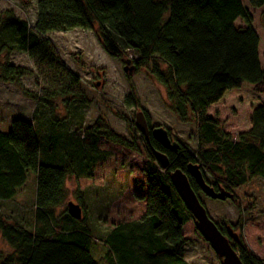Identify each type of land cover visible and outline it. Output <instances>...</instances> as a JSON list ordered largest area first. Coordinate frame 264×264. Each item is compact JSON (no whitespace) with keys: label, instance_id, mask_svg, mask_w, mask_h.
<instances>
[{"label":"trees","instance_id":"obj_1","mask_svg":"<svg viewBox=\"0 0 264 264\" xmlns=\"http://www.w3.org/2000/svg\"><path fill=\"white\" fill-rule=\"evenodd\" d=\"M248 2L264 9V0ZM36 7L33 27L12 10L0 15V81L15 85L36 102L31 114L38 113L39 120L33 115L30 120L18 117L10 131H0V202L14 197L29 171L36 176L33 227L13 222L0 211V239L10 247L8 252L0 249V264H188L183 229L194 218L170 173L175 169L187 173L190 164H198L205 180L207 176L213 179L212 183L206 180L210 185L233 194L253 177L264 178V104L253 109L250 129L235 137L222 128L217 116L207 114L229 90L246 86L264 94L260 36L252 14L243 0H38ZM238 19L243 25H237ZM76 28L94 31L109 56L130 55L136 71L152 65L151 72L167 89L178 120L193 119L195 150L181 142L175 151L166 149L152 135L128 139L102 115L83 126L84 115L79 117L78 106L73 112L69 109L73 98L67 97L79 77L57 58L44 38L49 32ZM15 52L26 54L48 71H66V87L46 96L27 90L22 79L35 72L13 64L10 56ZM59 91L67 97L68 113L60 119L51 101ZM127 104L138 105L132 97ZM102 137L135 152L142 151L141 143L148 157L144 165L148 178L146 192L133 193L136 200L145 201L144 214L114 226L102 237L106 253L99 263L91 254L94 237L84 216L83 199H77L82 207L80 219L71 217L64 205L67 178H90L103 160ZM154 151L166 153L167 168L161 167ZM189 180L197 193L199 186L190 176ZM60 207L64 208L58 212ZM217 226L227 235L228 225ZM241 229L239 220L234 230ZM230 243L243 264H264V257L248 250L242 234Z\"/></svg>","mask_w":264,"mask_h":264},{"label":"rangeland","instance_id":"obj_2","mask_svg":"<svg viewBox=\"0 0 264 264\" xmlns=\"http://www.w3.org/2000/svg\"><path fill=\"white\" fill-rule=\"evenodd\" d=\"M37 1L0 0V15L3 11L12 10L16 16L27 20L33 27L37 19ZM244 2L261 35L260 58L264 64V9L251 7L248 0ZM237 25H243V21L238 19ZM44 38L50 41L57 58L79 77L80 82L71 88L67 97L73 98L69 109L73 112L74 107L78 106L77 114L79 117L84 115V127L102 115L117 133L132 139L141 134L133 123L136 113L142 111L148 115L151 126H163L171 133L173 140L192 150L197 148L196 125L193 119L188 122L178 120L170 108L167 89L151 72L152 65L138 71L134 69L125 72V60L130 55L124 54L120 59L109 56L96 33L90 30L76 28L53 31L45 34ZM10 61L34 70V75L24 77L22 84L27 90L38 92L40 96L61 90L67 85L68 75L60 68L48 71L44 65H36L26 54L18 52L10 56ZM67 97H63L60 91L51 97L57 107L59 119L68 114L64 103ZM129 97L135 99L138 105L127 104ZM261 104H264V94L244 86L227 91L220 101L209 107L207 114L217 116L222 128L235 137L250 128L252 111ZM36 107V102L26 97L18 87L0 81L1 130L10 131L12 121L18 117L32 118L33 115L38 123V113L31 114ZM42 112L44 111L39 113ZM66 124L71 125L69 120ZM140 145L142 151L135 152L102 137L99 148L104 158L97 163L93 176L87 178L72 175L66 180L68 197L64 206L67 208L69 201L77 203L79 197L83 199L86 207L84 216L93 226L91 254L99 263L103 262L106 253L102 236L117 223L137 220L145 212V201L136 200L133 195L135 190L146 192L147 188L148 175L144 172V165L148 157L143 145ZM33 174L29 171L27 184L22 189L25 196L29 197L23 199L24 205L29 209L32 202L30 194L34 187ZM206 180L213 182L210 176ZM169 189L174 191L172 187ZM197 194L216 224L222 226L224 223L234 230V225L240 220L242 229L234 232L242 234L250 252L264 257V178L253 177L235 189V200L212 199L201 190ZM5 206L8 211L13 209L11 203ZM63 208L60 207L58 212ZM14 217L20 215L15 213ZM23 217L30 220L31 209L28 213L24 212ZM183 232L187 239L185 260L188 264H222V260L197 230L194 220L190 219L185 224ZM0 249L3 252L10 251L5 241H0Z\"/></svg>","mask_w":264,"mask_h":264},{"label":"water","instance_id":"obj_3","mask_svg":"<svg viewBox=\"0 0 264 264\" xmlns=\"http://www.w3.org/2000/svg\"><path fill=\"white\" fill-rule=\"evenodd\" d=\"M125 72L135 69L130 58L125 60ZM131 66H127L130 65ZM135 126L138 131L148 139L151 135L164 148L175 151L179 147L178 141H175L170 136L168 130L163 126H151L146 118L145 113L138 111L135 115ZM154 155L162 168L169 166V158L166 153L154 151ZM192 177L200 190L212 199L226 200L232 199L233 193L226 191L223 187L217 189L210 185L204 178L203 173L198 164H190L187 168V173L181 169H175L170 173V179L179 194L181 200L191 211L194 224L197 230L201 233L205 241H207L214 252L222 260V264H243L238 253L234 250L230 243L231 237L233 240L239 239V234L234 232L231 226H228V235L221 232L217 224L210 218L208 212L191 186L189 176ZM67 211L73 218H82V207L73 201L67 203Z\"/></svg>","mask_w":264,"mask_h":264},{"label":"crops","instance_id":"obj_4","mask_svg":"<svg viewBox=\"0 0 264 264\" xmlns=\"http://www.w3.org/2000/svg\"><path fill=\"white\" fill-rule=\"evenodd\" d=\"M244 1V0H243ZM245 4V2H244ZM246 5V4H245ZM241 26V25H240ZM255 27V25H254ZM256 28V27H255ZM257 30V29H256ZM257 32L259 33V36H260V44H259V54L261 53V35H260V32L257 30ZM261 55V54H260ZM260 62H261V58H260ZM261 65L262 67H264V64L261 62ZM19 116V115H18ZM25 119H31L30 117H25ZM250 129V128H249ZM0 131H3V132H6L4 130H1ZM247 131V130H246ZM35 175V174H33ZM28 176H29V173H28ZM28 176H27V180H28ZM33 179H34V187H33V191H32V194H30V198L32 199V202H31V206H30V209H31V214H32V217L30 220H27L23 217V214L24 212H27L30 210L26 205H24V201L23 199L25 198H28V196H25V193L22 192V189L23 187L26 186L27 184V180L26 182L18 189L17 193L14 195V197H12L11 199L9 200H6V201H1L0 202V211L3 215H5L6 217H8L11 221L13 222H17L19 224H23V225H26V226H30V227H33L34 225V216H35V210H36V205H35V198H36V176H33ZM20 201V202H19ZM12 204V208L13 209H10L8 211V209L6 208L5 204ZM17 206V207H16ZM4 208V209H3ZM6 209V210H5ZM18 214L20 215V217H14V215ZM90 221V220H89ZM120 223H117L116 225H118ZM114 225V226H116ZM89 226L91 229H93V226H92V222H89ZM114 226L111 227V229L102 237H106L107 234L114 228ZM0 241H4L3 239H0ZM6 243V242H5ZM7 244V243H6ZM9 247V246H8ZM105 247V246H104ZM106 248V247H105ZM10 249V247H9Z\"/></svg>","mask_w":264,"mask_h":264},{"label":"flooded vegetation","instance_id":"obj_5","mask_svg":"<svg viewBox=\"0 0 264 264\" xmlns=\"http://www.w3.org/2000/svg\"><path fill=\"white\" fill-rule=\"evenodd\" d=\"M227 236H229V235H228V231H227ZM229 238H230L232 241H234L231 237H229Z\"/></svg>","mask_w":264,"mask_h":264}]
</instances>
